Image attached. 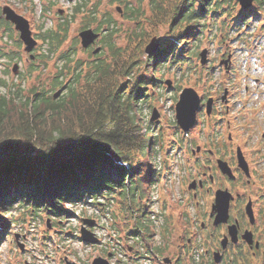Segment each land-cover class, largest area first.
Here are the masks:
<instances>
[{
  "label": "rangeland",
  "instance_id": "1",
  "mask_svg": "<svg viewBox=\"0 0 264 264\" xmlns=\"http://www.w3.org/2000/svg\"><path fill=\"white\" fill-rule=\"evenodd\" d=\"M133 1L136 2L135 0ZM235 2L237 8L232 10L234 13H239L238 8L241 6L238 0H235ZM0 3H9L17 12L21 13L29 21L32 33L40 37L37 41V47L39 53H41V60L32 62L31 67L33 66V68L31 69L28 66L29 62L26 60L27 55L24 52V44L20 41L18 33L13 27L12 33L5 32L2 28L0 29V51L2 49L9 50L6 56L0 53V80L4 79L9 87L12 84L15 86L19 85L21 87L19 91H17L18 87H13V91L18 92L20 99L29 98L32 95L31 93L38 91L41 86H44L46 93L50 95L60 87L49 90L51 89L50 83L52 79L62 65L60 57L62 51L66 52L70 48L76 51L73 54L72 62L68 66L72 70L73 61L80 60L82 64L84 63L85 68H82L80 76L85 73L84 70H86L87 64L94 60L93 56L95 54L92 53V49L96 45L100 47L99 51L103 52L106 59H108L107 55L110 54V50L102 42V34L99 35L95 46L90 50H85L81 46L78 35L81 29L87 27L95 28L96 23L101 19V14L108 11L118 20L122 30L121 35L116 38L117 45L123 47L128 45L130 49L127 52L133 58L140 57V60L145 58L147 54L144 52V48L154 36L159 43L157 50L164 47L165 43L174 40L175 37H189L185 31L183 32L185 25L181 31L178 25H175L174 30L177 32L171 33L166 24L156 25L151 23L150 26L153 29L150 26L146 28L153 30L149 37L146 35L144 41H141L140 44H128L129 42L125 37L133 34L132 32L136 27L135 23L124 20L122 13L116 10V6L122 7V4L117 0H0ZM144 3L147 7V0H144ZM79 4H83V6L79 7ZM94 6L97 7L95 9L98 11L95 14L97 20L90 19V15H92L90 11L93 10ZM252 6L256 5L252 3ZM58 9L62 10L63 16L58 12ZM78 9L79 11H77ZM258 13L260 21H258L257 25L253 24V26H264V12L258 11ZM60 24L67 26V32L64 36L62 35L64 37L62 43L57 47H53L49 44L47 31L51 29L56 31ZM197 26L196 32L201 28V26ZM192 27L196 28V25ZM232 28L234 29H222L210 25L207 27L205 25L203 32L199 33L200 36L198 37L200 39L193 41L194 43L185 44V40L178 42V39H175L176 52L170 53L154 67V71L158 74V79L153 87L151 85L150 87L149 85L146 86V89L149 88L151 92L146 99L147 102L143 103L139 109V118L141 119L139 131L140 134L146 136V140L151 142L150 148H148L150 153L145 152L144 155L139 157L136 154L137 158L135 157L132 163H125V166L133 173L130 190H128V183L126 187L121 186L111 192L108 190L107 194L104 192V195L97 198L95 197L96 195L92 197L86 195V197L77 202L62 201L57 206L54 204H49L50 206L42 204L38 207H31L27 204L24 209L23 207L20 208L21 203L16 201L13 206H9L10 215L13 219L5 221L6 226L3 223L6 233L0 239V264H31L32 262L34 264H55L58 254L62 251L71 253L72 257L80 260L79 264H90L91 258L99 256L102 253V249L113 246L117 247L116 250L114 248L113 250L119 260H122L123 263L121 264L127 262V264H132L128 260L126 248L122 249V247L131 234V232L127 231L131 229V217H139L145 212L149 218L154 214L157 219L155 223L157 235L154 242L162 246V256L167 258L172 253L173 257H176V249L181 248L177 233L185 225L188 230H196L195 223H190L191 208L183 200V197L186 196L184 192L185 183H183V173L185 171L183 158L185 157L184 154H188L185 145L189 146V141L193 138L195 140L199 130L198 128H192L188 131L189 135L184 134L180 130L175 119V104L182 88L192 87L198 93L214 89V85L219 82L217 73L209 75L210 70L207 69V66L200 67L199 60L203 52L205 53L206 63L209 66L217 64L218 59L222 55L231 58L233 62L232 78H227H229L233 88L236 87V83L239 80L240 82L242 81V77H244L242 68L245 65L243 62L246 60L248 62L251 61V53L250 48L248 50L241 48L240 42L247 39L249 42L252 39L257 42L264 40V29L252 28V25L246 28L243 25H237ZM214 29L218 30L215 31ZM228 30L229 32H227ZM194 33L195 31L192 34L193 38ZM247 34L251 35L250 38H242V36H247ZM136 35H139L138 31ZM19 41L21 44L18 47ZM253 43L250 42L251 45ZM230 52L237 59L231 57L232 54H229ZM98 53H96V56H98ZM262 53L264 52L262 51ZM261 60L264 64V56ZM15 62L20 64L22 71L18 75L11 71ZM247 67L245 66V69ZM72 71L64 70V73H66L65 82L70 80ZM252 71L253 73L256 72V70ZM259 72L260 74L257 73L258 75L262 76L264 74V65ZM167 81H170V87H168ZM31 87L36 89L32 91ZM7 91V88L0 86V93ZM153 108H156L159 116L155 120L150 121L149 118ZM17 116L18 112L16 111L14 112V118ZM12 128L14 127L12 126ZM34 149L31 151L32 154L36 153L39 148ZM112 176L115 178V173H112ZM134 188H137L138 194H141L142 191L144 192L143 198H140L141 200L138 199L140 200L138 204L134 200ZM56 207L63 209L62 214L54 213ZM82 218L96 219L95 223L89 227L93 228L97 235L101 237V245L90 246L81 240L79 233ZM0 222L2 223V221ZM163 222L165 224L162 225ZM170 225L172 230L168 233L167 230H169ZM163 227L167 229L164 231L166 240H168L164 243L165 249L161 244L164 242L162 236ZM1 229L2 225L0 224ZM116 230L119 238L116 235ZM133 243L134 241L131 244ZM135 244V249L138 248L140 250L137 254L142 257L136 262L138 264H153L148 258L151 257L149 256L151 255L149 247L137 238H135ZM20 245L23 246V250L20 249ZM119 245H121V250H118ZM209 245V243H206L203 248L195 246V250L192 253L181 255V258L178 259L179 264H203L201 260L202 249ZM135 249L133 253H135ZM207 261L205 264H208ZM109 263L112 264L110 261Z\"/></svg>",
  "mask_w": 264,
  "mask_h": 264
},
{
  "label": "trees",
  "instance_id": "2",
  "mask_svg": "<svg viewBox=\"0 0 264 264\" xmlns=\"http://www.w3.org/2000/svg\"><path fill=\"white\" fill-rule=\"evenodd\" d=\"M117 1L122 4V18L135 23L139 32L136 35L133 30V34L125 37L128 44H140L146 35L149 37L153 30L146 28L151 23L166 24L171 33L177 32L175 25L180 31L185 25L183 32L189 37L175 39L188 44L200 39L205 25H257L258 11L264 12V0H253L256 6L246 9L239 7V13L232 10L237 8L235 0H147V7L144 0ZM95 8L90 11L91 20H97ZM197 25L201 28L196 32ZM94 30L103 35L102 42L110 50L108 59L103 52L95 54L80 76L84 63L73 61V71L68 66L76 51L72 48L62 51V65L49 89L64 84L60 97L53 98L41 86L43 94L32 92L29 98L20 99L18 92L13 91V87L19 91V85L9 87L4 79L0 80V86L8 89L0 93V239L6 233L4 222L13 219L9 206L16 201L21 203L20 208L27 204L57 206L62 201L77 202L86 195L97 198L128 183L130 190L133 173L125 163H132L137 155L150 153L151 142L139 131V109L151 92L146 86L153 87L158 79L154 67L176 52L175 39L140 60L127 52L128 45H117L116 38L122 30L109 11L101 14ZM66 32L67 26L50 30V45L59 46ZM64 70L72 71L67 82ZM16 111L18 116L14 118ZM34 148L39 149L32 154ZM137 191L134 188L133 195L138 204L144 192ZM62 211L56 207L54 213Z\"/></svg>",
  "mask_w": 264,
  "mask_h": 264
},
{
  "label": "flooded vegetation",
  "instance_id": "3",
  "mask_svg": "<svg viewBox=\"0 0 264 264\" xmlns=\"http://www.w3.org/2000/svg\"><path fill=\"white\" fill-rule=\"evenodd\" d=\"M4 5L14 9L9 3H0V29L12 33L13 27L19 36L14 24L6 19L3 13ZM58 12L63 16L62 10L60 12L58 9ZM232 27L217 28L234 29ZM243 27L246 28L248 25ZM253 27L264 29V26L252 25ZM51 31L53 32L52 29ZM48 33L50 30L47 31ZM47 36L50 41L49 34ZM250 36L247 34L242 38H250ZM33 37L37 41L38 38L40 39L34 34ZM63 40L64 37H62ZM20 41L18 47L21 44ZM96 41L83 48L92 49ZM250 42L254 43L251 45ZM250 42L248 39L240 42L241 48H246L245 50L250 48L251 61L243 62L245 63L242 68L244 77L241 82L239 80L236 83L235 88L229 80L232 78L231 58L222 55L217 64L211 66L206 63V59L203 62L201 58L199 60L200 67L207 66L210 70L209 75L218 74L219 82L212 90L198 92L199 105L196 118L189 130L198 128L199 133L195 140L193 138L189 141V146L185 145L188 154H184L183 158L185 169L183 183H185L186 194L183 200L191 208L190 223H195L196 230H188L186 225L182 227L177 233L181 248L176 249V257H173L171 253L166 258L162 256V246L154 242L157 235L155 216L151 215L149 218L146 212L139 217L132 216L131 229L127 230L131 232L129 241L124 242L122 247V249L126 248L128 260L132 264H138L136 261L142 258L137 254L140 250L135 249V238L149 247L151 257L148 258L153 264H179L178 259L181 255L192 253L195 246L203 248L206 243L210 245L202 249L203 264L206 260L208 264H254L256 261V264H264V74L262 76L257 74H260L259 71L264 65L261 60L264 56L262 53L264 40L257 42L252 39ZM96 47L99 46L96 45L93 49ZM8 52V49L0 51L3 56H6ZM24 52L27 55L29 68L32 62L41 60L37 44L32 51L24 50ZM231 57L236 58L233 54ZM14 64L18 66L14 74L22 73L20 64L18 62ZM245 66L248 67L245 69ZM252 70L256 72L253 73ZM63 87H65L64 84L59 88ZM34 92L43 94L44 90L39 89ZM188 131L183 133L189 135ZM165 229L162 228L164 242L161 243L164 249L166 248L164 243L168 241L164 234ZM171 230L170 225L168 233ZM133 241L134 243L131 244ZM88 245H101V243ZM134 249L135 253H133ZM118 250H121V245ZM215 255L219 256L218 261L215 260ZM99 256L106 258L112 264L123 263L111 248L102 249ZM93 259L91 258V263ZM79 263L80 260L72 257L71 253L62 251L58 254L55 264Z\"/></svg>",
  "mask_w": 264,
  "mask_h": 264
},
{
  "label": "water",
  "instance_id": "4",
  "mask_svg": "<svg viewBox=\"0 0 264 264\" xmlns=\"http://www.w3.org/2000/svg\"><path fill=\"white\" fill-rule=\"evenodd\" d=\"M240 6L243 9L250 7L253 3V0H238ZM116 10L122 13V8L120 6H116ZM61 12V10H60ZM3 13L5 14L6 19L10 20L15 29L19 32V38L24 44V50L26 52L32 51V49L37 44V40L33 37L32 31L30 29L29 21L21 14H18L14 9L9 7L8 5L3 6ZM79 39L82 47H87L93 44L99 37L100 32L94 30L92 27H87L81 29L79 31ZM159 47V43L157 42V38L154 36L150 39V41L146 44L144 48V52L148 55L153 54L157 48ZM100 50V47H96L92 50V53H97ZM31 57L33 55L31 54ZM205 60V53H201V62ZM17 64H14L12 67L13 73L17 72ZM168 87H170V81H167ZM62 88L56 89L52 93L53 98H57L62 93ZM199 105V96L197 91L192 87H184L179 93L178 100L175 104V119L176 123L179 127L184 131H188L194 124L196 118V110ZM159 113L156 108H153L151 111V115L149 120L153 121L158 118ZM94 224V219L91 218H83L82 224L80 227V237L86 243L95 244L98 239L95 234L88 228ZM88 225V226H87ZM49 226V225H48ZM20 249L23 250V246L20 245ZM215 260H219V256L215 255ZM30 264V263H29ZM91 264H109L108 261L100 256H97L93 259Z\"/></svg>",
  "mask_w": 264,
  "mask_h": 264
},
{
  "label": "bare ground",
  "instance_id": "5",
  "mask_svg": "<svg viewBox=\"0 0 264 264\" xmlns=\"http://www.w3.org/2000/svg\"><path fill=\"white\" fill-rule=\"evenodd\" d=\"M158 77V76H157Z\"/></svg>",
  "mask_w": 264,
  "mask_h": 264
}]
</instances>
